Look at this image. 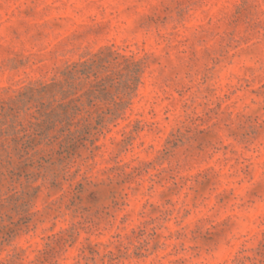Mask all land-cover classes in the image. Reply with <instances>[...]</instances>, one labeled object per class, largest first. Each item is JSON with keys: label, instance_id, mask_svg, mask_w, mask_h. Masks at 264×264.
I'll return each instance as SVG.
<instances>
[{"label": "rangeland", "instance_id": "rangeland-1", "mask_svg": "<svg viewBox=\"0 0 264 264\" xmlns=\"http://www.w3.org/2000/svg\"><path fill=\"white\" fill-rule=\"evenodd\" d=\"M0 264H264V0H0Z\"/></svg>", "mask_w": 264, "mask_h": 264}]
</instances>
